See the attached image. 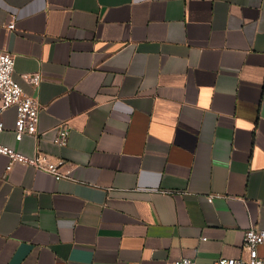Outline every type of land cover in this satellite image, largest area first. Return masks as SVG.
<instances>
[{
    "label": "crops",
    "instance_id": "0c3cea01",
    "mask_svg": "<svg viewBox=\"0 0 264 264\" xmlns=\"http://www.w3.org/2000/svg\"><path fill=\"white\" fill-rule=\"evenodd\" d=\"M0 52L40 106L20 142L3 111L1 144L70 171L0 156V264L245 258L264 230V0H0Z\"/></svg>",
    "mask_w": 264,
    "mask_h": 264
},
{
    "label": "built area",
    "instance_id": "2783aa9c",
    "mask_svg": "<svg viewBox=\"0 0 264 264\" xmlns=\"http://www.w3.org/2000/svg\"><path fill=\"white\" fill-rule=\"evenodd\" d=\"M9 30H13V24L7 25ZM14 57L9 53L0 52V138L3 131L1 114L10 107L16 108V119L14 123L15 141L20 142L24 136L36 138L38 114L40 106L38 100L26 94L20 85L13 79ZM25 81L34 88L40 83L39 75H24ZM70 134V127L63 123L59 126L54 143L58 147L67 145ZM0 156L8 160L6 172H9L14 164L31 167L36 171L47 173L53 176L55 181L68 178L69 170L66 162L62 159H52L47 154L36 152L32 156L22 155L15 150L8 148L0 142ZM213 197H209L211 201ZM264 244V230L254 227L249 228L243 235L242 249L245 258L239 260L218 259L211 264H264V260L259 257L258 247ZM172 264H196L190 259H179Z\"/></svg>",
    "mask_w": 264,
    "mask_h": 264
}]
</instances>
